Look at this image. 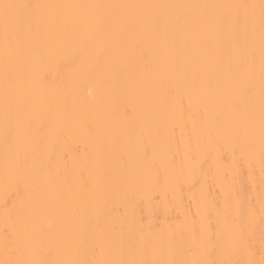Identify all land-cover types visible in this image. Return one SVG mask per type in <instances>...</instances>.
Returning a JSON list of instances; mask_svg holds the SVG:
<instances>
[{"label":"bare ground","instance_id":"1","mask_svg":"<svg viewBox=\"0 0 264 264\" xmlns=\"http://www.w3.org/2000/svg\"><path fill=\"white\" fill-rule=\"evenodd\" d=\"M8 2L54 6L42 12L55 22L36 29L30 48L22 44L18 58L12 50L15 45L9 50V67L18 85L15 93L6 89L0 22V259L6 237L11 239L5 221L14 204L17 234H28L35 244L34 255L51 262L219 259V253L197 249L186 222H199L198 206L204 198L210 209L222 207L231 193L234 201L257 209L249 245L259 260L264 241L258 204L262 191L260 0ZM126 5L257 7L194 8L193 15L216 22L183 32L169 26L166 34L162 30L153 36L147 18L159 17L163 26L185 10L103 7ZM245 15L254 17V30L245 24ZM225 16L229 19L221 22L219 18ZM130 20L128 31L140 41L138 52L115 44L116 35ZM181 41H190V46L183 47ZM246 41L256 51L250 136L245 135L248 102L240 98L239 90L228 93L240 110L225 115L226 130L215 127L217 105L206 91L209 81L212 87L221 81L225 90L229 88V74L238 63L230 53ZM174 56L178 63L172 62ZM195 77L205 82L200 89L192 87ZM6 109L10 125L19 123L22 129L13 149L4 135ZM234 130L240 133L239 144L232 139ZM245 142L250 151L242 148ZM17 154L41 169L31 192L15 182ZM37 192L42 204L33 213ZM238 258H247L246 253Z\"/></svg>","mask_w":264,"mask_h":264},{"label":"snow or ice","instance_id":"2","mask_svg":"<svg viewBox=\"0 0 264 264\" xmlns=\"http://www.w3.org/2000/svg\"><path fill=\"white\" fill-rule=\"evenodd\" d=\"M51 5L29 4L19 2H8V0H0V22L3 25L4 43L6 51L5 65V84L6 89L15 93L18 91V85L12 70L9 67L11 60L8 58L9 50L12 49L15 56L18 58L22 52V44L31 46L36 29L41 26H48L54 23V18L42 12V9L51 8ZM101 7V6H97ZM103 7H159V8H178L185 11L175 15L165 22L159 17L147 18V23L151 25L152 35L158 36L163 30L166 34L169 26L177 32H183L190 27H202L216 22L212 17H198L193 15L191 9L194 8H209V7H224V8H255L256 5H126V6H103ZM260 146H261V188L258 204H259V222L264 236V0H260ZM221 22L229 19L228 16L219 18ZM245 24H251L254 30L255 19L245 15ZM133 25V21H127L124 29L115 37V44L118 48L138 52V41L134 34H130L128 26ZM183 47L190 46V41H181ZM47 54V49L44 50ZM231 57H235L238 61L237 68L234 73H230L229 88L224 89V84L217 81L216 86L212 87L209 81L206 88L207 95L217 105V112L213 117V123L219 130H226L225 115L240 110V104L235 99L229 98L228 93L232 88L239 90L240 98L247 101L249 108L248 127L245 131L246 136H250L253 131L251 100L255 96V89L252 86L253 69L256 64V51L247 41L242 45L234 48L230 53ZM173 63L179 62V57L172 58ZM151 67V64L148 65ZM164 68H157V71H164ZM122 73H117V76H122ZM205 82L199 77L192 80V87L200 89ZM41 86H44V81H41ZM223 90V95L221 94ZM25 107H28L25 104ZM11 115L6 109L4 118V135L10 149L15 148L18 144L22 129L19 123L15 127L10 125ZM91 132V129L89 130ZM232 139L236 143H241L239 131L232 132ZM242 148L251 150V146L245 142L241 145ZM17 165V174L14 177L17 186H23L26 192H31L34 188V180L41 173L40 167L36 162L21 160L19 155L15 156ZM251 173V168H250ZM56 179H59L57 177ZM227 179V177H225ZM205 203L198 206V215L200 217L197 223L193 219L190 223L186 222V226L192 232L197 249L201 253L216 252L222 258L196 259V260H179V259H113L102 262V264H264V241H262V254L259 260L255 259V253L249 245L251 234L255 230L257 222V209L251 203L243 204L240 201H234L231 193H229L223 206L212 205L211 209L204 198ZM41 197L39 192L33 201L32 212L37 213L41 209ZM17 206L9 210L6 216V226L11 230V239L6 237L4 247V259H0V264H91V262L75 258L60 259L54 262L37 258L34 253V241L28 234L23 237L19 236L16 231L18 223ZM215 224V228H213ZM242 253H246L247 258H238ZM143 253H141L142 255Z\"/></svg>","mask_w":264,"mask_h":264}]
</instances>
